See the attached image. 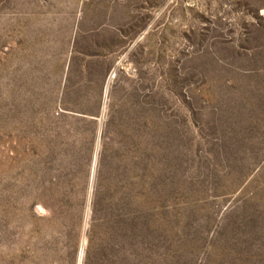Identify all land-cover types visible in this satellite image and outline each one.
Here are the masks:
<instances>
[{
  "label": "rangeland",
  "instance_id": "374dc122",
  "mask_svg": "<svg viewBox=\"0 0 264 264\" xmlns=\"http://www.w3.org/2000/svg\"><path fill=\"white\" fill-rule=\"evenodd\" d=\"M0 264H264V0H0Z\"/></svg>",
  "mask_w": 264,
  "mask_h": 264
}]
</instances>
